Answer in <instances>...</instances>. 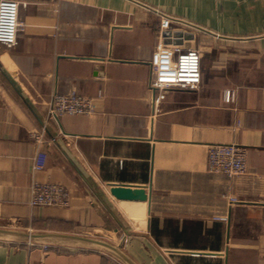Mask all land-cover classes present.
<instances>
[{
  "label": "crops",
  "instance_id": "crops-1",
  "mask_svg": "<svg viewBox=\"0 0 264 264\" xmlns=\"http://www.w3.org/2000/svg\"><path fill=\"white\" fill-rule=\"evenodd\" d=\"M18 1L16 43L0 44V229L15 233L0 264H264V0ZM161 14L192 33L201 80L155 106ZM68 91L94 109L48 118ZM217 143L244 149L243 173L207 170ZM34 182L62 185L66 204L30 205Z\"/></svg>",
  "mask_w": 264,
  "mask_h": 264
},
{
  "label": "built area",
  "instance_id": "built-area-1",
  "mask_svg": "<svg viewBox=\"0 0 264 264\" xmlns=\"http://www.w3.org/2000/svg\"><path fill=\"white\" fill-rule=\"evenodd\" d=\"M18 0H0V44L10 47L16 43L17 32L21 28ZM179 20L160 15L159 39L150 55L151 76L149 85L155 106L165 98L169 88L194 89L200 84V55L197 48L188 45L192 33L183 28ZM232 92H225V99L231 100ZM94 109L92 98L75 91L56 92L47 109L48 118L58 119L63 115L86 114ZM34 139L42 142V133L33 132ZM44 166V154L37 151L33 159V169ZM207 170L227 176H236L246 169L244 149L237 144H211L207 153ZM234 198H231L233 200ZM67 202V191L58 183L34 182L30 187L29 204L32 206H62ZM227 220V216H215ZM32 244V243H31ZM46 248V245H42Z\"/></svg>",
  "mask_w": 264,
  "mask_h": 264
},
{
  "label": "water",
  "instance_id": "water-1",
  "mask_svg": "<svg viewBox=\"0 0 264 264\" xmlns=\"http://www.w3.org/2000/svg\"><path fill=\"white\" fill-rule=\"evenodd\" d=\"M188 37H192L190 33L187 34ZM113 194L118 198L122 200H134V201H146L149 200V194L146 191V188L144 186H130V185H124V184H118L112 188ZM3 234H15L12 231L3 230L0 229V236ZM46 235H54V234H44ZM66 237H71L69 235H66ZM75 240H84V241H90L93 243H98L99 241L88 239L80 236H72ZM29 240L32 242V239L37 238L33 234L28 235Z\"/></svg>",
  "mask_w": 264,
  "mask_h": 264
},
{
  "label": "rangeland",
  "instance_id": "rangeland-1",
  "mask_svg": "<svg viewBox=\"0 0 264 264\" xmlns=\"http://www.w3.org/2000/svg\"><path fill=\"white\" fill-rule=\"evenodd\" d=\"M115 206H116V207L120 206V203L115 202ZM129 206H130V205H129ZM131 206L136 208V207H137V204H132Z\"/></svg>",
  "mask_w": 264,
  "mask_h": 264
}]
</instances>
